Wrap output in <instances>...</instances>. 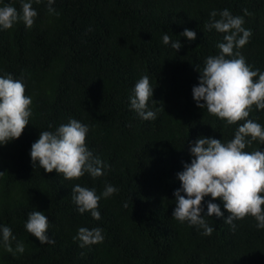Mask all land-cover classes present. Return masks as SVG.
Returning a JSON list of instances; mask_svg holds the SVG:
<instances>
[{
	"label": "trees",
	"instance_id": "16d2710c",
	"mask_svg": "<svg viewBox=\"0 0 264 264\" xmlns=\"http://www.w3.org/2000/svg\"><path fill=\"white\" fill-rule=\"evenodd\" d=\"M21 2L0 0V7L19 12ZM23 2L37 12L33 27L20 21L0 28V77L20 80L32 99L22 135L0 145V229L15 237L13 253L0 244V264H264V229L254 217L234 220L233 230L223 218L204 216L214 229L210 236L173 217L174 192L186 197L177 174L194 159L195 141L226 144L245 122L227 125L193 99L199 71L224 42V33L207 27L210 13L217 12L216 20L225 9L243 17L252 35L238 51L252 70L264 72V0H54V13L48 0ZM185 29L196 32L194 41L181 35ZM165 34L181 48L165 45ZM145 75L153 87L146 111L156 113L154 120L142 119L130 104ZM70 119L89 130L86 146L109 176L104 188H94L101 176L66 180L33 166L31 146L40 133H54ZM248 119L264 127V110L253 106ZM255 150L264 151V143L244 149ZM76 184L100 196L99 220L77 210ZM107 185L118 191L105 198ZM209 202L228 216L211 196L202 202V216ZM33 211L48 218L54 243L42 245L26 230ZM81 227L101 229L103 242L80 247L74 237ZM21 242L22 254L15 252Z\"/></svg>",
	"mask_w": 264,
	"mask_h": 264
},
{
	"label": "clouds",
	"instance_id": "9594fccd",
	"mask_svg": "<svg viewBox=\"0 0 264 264\" xmlns=\"http://www.w3.org/2000/svg\"><path fill=\"white\" fill-rule=\"evenodd\" d=\"M53 3L54 0H48L49 13L55 12L51 7ZM244 12L249 14L247 9ZM36 16L37 12L31 2L22 0L19 12L15 7L5 5L0 7V28L11 29L14 24L22 21L30 29ZM216 16L217 12L213 10L210 13L212 21L207 27L224 33V42L217 45L220 54L207 57L205 66L199 71V84L192 89L193 99L198 107L206 108L208 113L226 121L227 125L245 122L238 127L234 139L226 144L210 137H200L195 141L190 148L194 159L184 165L183 172L177 174L187 198L177 189L174 192L176 207L173 211L176 220L187 221L190 225L202 228L203 234L208 236L214 229L206 223L204 216L223 218L235 230L233 221L243 220L250 215L257 221L256 227L264 229V151H244L253 141L264 143V127L248 119L253 106L264 110V72L252 70L238 51L249 42L252 35L251 30L243 27V17H234L227 9L219 13V20L215 19ZM181 35L189 41L196 39L193 30L185 29ZM163 43L171 44L175 50L182 46L179 41H171L167 34L163 36ZM25 91V85L20 80H14L10 74L0 77V145L18 139L29 124L32 99ZM152 96L153 87L145 75L135 84L134 96L130 99L131 108L144 120L156 119L155 112L146 111ZM88 131L86 125L75 119L62 124L54 133L42 131L39 139L31 146L33 166L36 167L38 162V166L46 172L52 173L55 170L63 174L66 180H78L85 173L94 178L101 176L94 188H104L109 176L103 173V162L93 157L86 146ZM117 191L112 185H107L102 195L107 198ZM72 194L80 213L87 211L94 219H100L97 210L100 196L94 189L76 184ZM206 196H211L213 200L220 199L228 216L224 218L220 206L212 202L207 205V214L202 216V202ZM25 228L42 245L55 242L47 235L49 220L40 211L29 213ZM74 239L81 242L80 247H85L102 243L104 237L99 228L89 230L81 227ZM13 240L15 237L10 228L0 229V244L9 253L14 252ZM24 251V244L17 243L15 252L22 254Z\"/></svg>",
	"mask_w": 264,
	"mask_h": 264
}]
</instances>
